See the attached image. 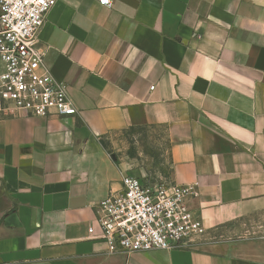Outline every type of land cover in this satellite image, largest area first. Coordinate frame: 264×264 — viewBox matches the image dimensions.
Instances as JSON below:
<instances>
[{
	"label": "crops",
	"instance_id": "0c3cea01",
	"mask_svg": "<svg viewBox=\"0 0 264 264\" xmlns=\"http://www.w3.org/2000/svg\"><path fill=\"white\" fill-rule=\"evenodd\" d=\"M37 37L76 113L0 112V264H264V236L211 237L264 210V0H56ZM136 127L165 130L194 247L111 253L87 232L131 174L101 140Z\"/></svg>",
	"mask_w": 264,
	"mask_h": 264
},
{
	"label": "built area",
	"instance_id": "2783aa9c",
	"mask_svg": "<svg viewBox=\"0 0 264 264\" xmlns=\"http://www.w3.org/2000/svg\"><path fill=\"white\" fill-rule=\"evenodd\" d=\"M56 0H0V112L67 117L76 109L43 65L38 32ZM110 6L111 0H99ZM150 88H153L151 86ZM120 189L95 205L89 236L101 239L111 253L191 248L207 233L187 204L188 185H159L123 174Z\"/></svg>",
	"mask_w": 264,
	"mask_h": 264
},
{
	"label": "rangeland",
	"instance_id": "374dc122",
	"mask_svg": "<svg viewBox=\"0 0 264 264\" xmlns=\"http://www.w3.org/2000/svg\"><path fill=\"white\" fill-rule=\"evenodd\" d=\"M102 146L123 158L131 175L167 185L169 173L168 141L162 127H136L102 139ZM264 236V210L240 217L214 230L212 239Z\"/></svg>",
	"mask_w": 264,
	"mask_h": 264
},
{
	"label": "trees",
	"instance_id": "16d2710c",
	"mask_svg": "<svg viewBox=\"0 0 264 264\" xmlns=\"http://www.w3.org/2000/svg\"><path fill=\"white\" fill-rule=\"evenodd\" d=\"M101 144H102V142H101Z\"/></svg>",
	"mask_w": 264,
	"mask_h": 264
}]
</instances>
